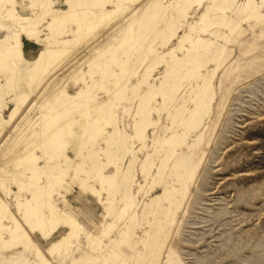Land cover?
Segmentation results:
<instances>
[{
  "label": "rangeland",
  "instance_id": "1",
  "mask_svg": "<svg viewBox=\"0 0 264 264\" xmlns=\"http://www.w3.org/2000/svg\"><path fill=\"white\" fill-rule=\"evenodd\" d=\"M0 201V264H264V0H0Z\"/></svg>",
  "mask_w": 264,
  "mask_h": 264
},
{
  "label": "bare ground",
  "instance_id": "2",
  "mask_svg": "<svg viewBox=\"0 0 264 264\" xmlns=\"http://www.w3.org/2000/svg\"><path fill=\"white\" fill-rule=\"evenodd\" d=\"M109 13H107L106 11H103V15L101 16V17H104V16H106V15H108ZM132 24V23H131ZM86 26V25H85ZM36 27V22L35 21H33L32 23H27V26H25V27H23L22 28V30H21V36L23 35L26 39H31V40H33L34 39V37L36 38V35H35V28ZM20 41H21V38H20V36L18 35V34H14L13 36H12V38L8 41H5L6 42V46H5V54H10V56H11V58H15V57H17L18 55H19V47H20ZM43 57H44V54L43 53H41L40 54V56H39V59L34 63V66H38L39 64H42V62H44V60H43ZM17 59V58H16ZM14 60V59H13ZM17 61V60H16ZM14 65V64H13ZM15 66V65H14ZM18 66V65H17ZM55 121V120H54ZM53 120H51V122H49V124H50V126H53L54 125V122ZM50 128V127H49ZM48 128V129H49ZM58 128L59 127H57V129H56V131L58 130ZM70 128V127H69ZM68 129V128H67ZM44 130V129H43ZM54 130V129H53ZM80 130V129H79ZM45 131V130H44ZM55 131V132H56ZM60 134V133H59ZM58 135V134H57ZM25 153H27V152H25ZM28 155V154H27ZM31 156H33V154L31 155ZM25 157V156H24ZM23 157V158H24ZM34 157V156H33ZM31 158V157H30ZM30 158H28V156H27V159H28V161H30ZM26 159V158H25ZM32 159V158H31ZM21 160H23V159H21ZM33 161V160H32ZM34 161H36L35 160V158H34ZM25 163V162H24ZM29 163V162H28ZM33 163V162H32ZM36 163V162H35ZM35 163H33V165L32 166H30L31 167V169H33V168H35V166H36V164ZM28 166V165H27ZM49 181V180H48ZM44 188H46V186L45 187H42L40 190L41 191H43V189ZM47 193V192H46ZM46 195V194H45ZM38 196H40V197H42V196H44V194H42V193H39V195ZM43 198V197H42ZM45 198V197H44ZM0 203H1V201H0ZM1 205V204H0ZM1 209H2V206L0 207ZM5 209V208H4ZM4 213V215L6 216V214H5V211L3 212ZM8 215V214H7ZM6 217H8V216H6ZM10 218V217H9ZM28 224V223H27ZM28 225H30L29 227H30V229H32L33 230V228H35L33 225H31V224H28ZM71 226H72V231L71 232H73L75 229H76V227H75V225L72 223L71 224ZM65 239H62V241H64ZM61 243V242H60ZM49 252H51V251H49ZM39 255V254H38ZM39 258H41L40 256H39Z\"/></svg>",
  "mask_w": 264,
  "mask_h": 264
}]
</instances>
